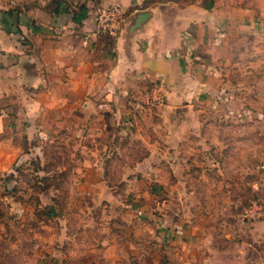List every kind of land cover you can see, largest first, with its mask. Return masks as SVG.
<instances>
[{
  "label": "rangeland",
  "instance_id": "374dc122",
  "mask_svg": "<svg viewBox=\"0 0 264 264\" xmlns=\"http://www.w3.org/2000/svg\"><path fill=\"white\" fill-rule=\"evenodd\" d=\"M202 1L245 19L216 32L211 91L174 118L165 106L147 118L136 109L129 135L82 133L80 110L95 115L96 105L75 102L81 91L63 76L36 82V55L26 60L29 74L9 88L13 128L0 134L2 264H198L175 241L178 225L249 223L241 213L253 201L264 221V0ZM160 85L162 76L148 90Z\"/></svg>",
  "mask_w": 264,
  "mask_h": 264
},
{
  "label": "crops",
  "instance_id": "0c3cea01",
  "mask_svg": "<svg viewBox=\"0 0 264 264\" xmlns=\"http://www.w3.org/2000/svg\"><path fill=\"white\" fill-rule=\"evenodd\" d=\"M114 5L127 17L121 32L115 37L95 32V8ZM243 15L241 11L221 14L216 1L202 0H0V134L15 122L9 114V88L25 80L26 60L33 63L35 55L36 82L58 85L63 76L65 87L81 91L75 102L87 108L96 105L95 115L85 107L80 110L82 133L120 135L125 131L129 135L127 116H134L136 109L147 118L165 106L167 115L174 118L182 114L177 110L181 103L211 91L221 40L216 32L222 22L232 27L245 21ZM27 46L32 50L27 51ZM15 71L21 74L9 78ZM158 76L165 79L167 102L153 108L148 106L152 92L148 89ZM91 86L97 88L94 95ZM90 117L98 119L96 130L89 125ZM151 148L157 147L151 144ZM163 157L167 163V155ZM222 218L172 230L175 241L190 251L185 260L264 264V221ZM183 236L188 237L185 242Z\"/></svg>",
  "mask_w": 264,
  "mask_h": 264
},
{
  "label": "built area",
  "instance_id": "2783aa9c",
  "mask_svg": "<svg viewBox=\"0 0 264 264\" xmlns=\"http://www.w3.org/2000/svg\"><path fill=\"white\" fill-rule=\"evenodd\" d=\"M126 20V14L119 6L114 5L107 8H95L94 29L97 33L115 37L121 32ZM152 90L148 104H163L167 99V90L164 85H160L159 87L156 86L155 88L153 87ZM262 216V205L254 201L244 207L241 213L242 219L249 223L257 221Z\"/></svg>",
  "mask_w": 264,
  "mask_h": 264
}]
</instances>
